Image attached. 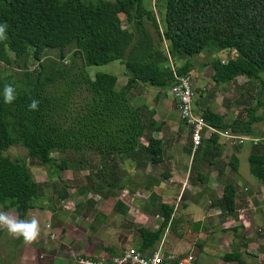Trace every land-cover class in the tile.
I'll list each match as a JSON object with an SVG mask.
<instances>
[{"label":"trees","instance_id":"1","mask_svg":"<svg viewBox=\"0 0 264 264\" xmlns=\"http://www.w3.org/2000/svg\"><path fill=\"white\" fill-rule=\"evenodd\" d=\"M154 7L162 29L144 0H0V23L7 25L6 38L0 40V63H10L7 52L21 62L28 58L39 62L45 49L58 50L64 59V50L71 45L73 57L79 59L67 68L35 76L22 73L18 81L12 77L6 81L15 87L16 99L4 104L0 98V211H13L25 220L40 193L29 162L55 165V170L67 167L66 159H55L53 153L95 154L101 165L97 177L108 179V189L119 188L112 182L115 165L143 170L160 164L161 141L146 136L147 130L157 128L152 112L135 105L129 92L137 82L169 87L174 81L169 57L176 75H184L192 69L188 59L204 50L234 51L236 56L224 63L218 57L206 63L212 69V81L226 84L241 76L250 84L264 85L260 76L264 74V0H163ZM179 59L187 61L178 65ZM112 61L120 62L126 71V83L119 90L116 76L96 72L91 77L86 71L88 66ZM6 83L0 79V87ZM75 97L78 102L71 104ZM33 98L39 103L29 110ZM259 108L262 113L256 114ZM201 116L216 132L254 135V126L264 120V102L245 107L230 121L211 109ZM205 142L202 155L219 151L217 133ZM14 145L23 147L26 154L5 156ZM247 162L250 174L264 186V141L252 145ZM229 165L235 172L238 162L232 159ZM234 197L232 184H224L220 206L233 211ZM159 210L163 218L159 229L136 230L142 252L160 240L172 209L161 204ZM224 259L239 257L232 254Z\"/></svg>","mask_w":264,"mask_h":264},{"label":"crops","instance_id":"2","mask_svg":"<svg viewBox=\"0 0 264 264\" xmlns=\"http://www.w3.org/2000/svg\"><path fill=\"white\" fill-rule=\"evenodd\" d=\"M201 53L190 59L194 113L201 115L211 109L229 121L237 118L246 104L234 97L230 85L239 83L241 76L226 86L214 83L208 61L197 60L203 57ZM233 56L232 51H221L218 58L224 63ZM186 61L179 59L176 64ZM126 78L124 74L121 86ZM170 87L137 82L131 88L130 100L152 112L157 128L147 130L146 136L161 141L162 162L143 170L134 165H115L112 182L119 188H105L108 179L97 177L101 165H67L59 170L55 165L29 166L40 193L25 220L37 221L38 234L29 242L20 239L23 248L19 264H71L65 252L68 248L79 256L102 260L129 247L140 250L136 230L160 228L161 204L171 207L169 220L160 240L143 252L191 253L196 264H264V186L250 174L248 165H241L242 157L247 159L252 145L264 141V135L230 130L260 140L237 143L219 137V151L202 155L208 138L205 132L193 151L190 130L180 118ZM141 142L145 145L146 138ZM232 159L238 162L235 172L229 165ZM224 184H232L235 190L231 212L219 204ZM7 213L15 217L13 211ZM232 254L239 260L224 259ZM38 255L43 258L38 260Z\"/></svg>","mask_w":264,"mask_h":264},{"label":"rangeland","instance_id":"3","mask_svg":"<svg viewBox=\"0 0 264 264\" xmlns=\"http://www.w3.org/2000/svg\"><path fill=\"white\" fill-rule=\"evenodd\" d=\"M84 1L94 2L96 0H84ZM157 3L158 4L163 3V0H144V6L151 7V10L153 11V14L156 16V20L159 26L160 16L158 14L157 8L154 7L156 6ZM119 17L121 19L123 26H126L123 16L120 15ZM148 27L150 26L148 25ZM73 51H74L73 45L69 46L68 48H65L64 59H60L58 50L45 49L43 51L42 58L39 62L34 61L31 58H28L25 62H21L19 60H15V57L12 53L7 52L10 59V63L6 65L0 63V79L2 80V82L6 83L9 77H12L14 82L20 79L22 73H27L28 75L35 76L40 71L43 73H47L50 70L56 69L57 67L60 66L62 68H67L73 62L79 63V59L73 57ZM232 52L236 56L235 52L234 51ZM201 54L203 57L197 59L199 62L203 60L209 61L210 59L218 57L219 51L213 50L211 53L204 50ZM228 55L232 56V53ZM195 57L196 56H194V59ZM190 59H188V61H190ZM40 65L42 66V70ZM86 71L91 77L96 72L107 73L116 76L117 90H119L121 84H123L124 74L126 72L123 65L120 64V62L118 61H112L108 64L100 65V66H88L86 68ZM260 76L264 81V74H260ZM238 81L239 83L232 82V84L230 85V89L234 94V97H237L239 102L245 101L246 104L245 107H252L257 104V101L264 102V85L258 84L256 82L250 84L244 77L239 78ZM228 84L229 83L220 84V85L226 86ZM224 89H225L224 87L223 89H221L222 93H224L225 91ZM78 99L79 97H75L71 101V104L78 102ZM261 113H262V108L256 110V114H261ZM254 128L256 131L255 133L257 135H264V120L260 123H257ZM25 154H26V150L19 145L11 146L4 152V155L9 156L10 158L23 157ZM52 156L58 160L66 159L68 165H98L99 164V158L95 154L93 156L92 155L76 156L73 153L68 152L66 154L53 153ZM30 165H32L31 162H29V166ZM241 165L245 167H247L248 165L245 155L241 159ZM140 175L143 178L144 173L141 172ZM44 233H46V231H44ZM22 248L23 246L19 237L13 236L9 234L6 230L0 228V264H19V257Z\"/></svg>","mask_w":264,"mask_h":264},{"label":"built area","instance_id":"4","mask_svg":"<svg viewBox=\"0 0 264 264\" xmlns=\"http://www.w3.org/2000/svg\"><path fill=\"white\" fill-rule=\"evenodd\" d=\"M169 67L173 72L174 81L171 84L170 92L172 97L177 102V110L183 123L190 130L191 149L194 151L201 143L202 136L207 132V136L211 133H217L223 139L235 140L234 142H241L249 140L257 142L260 139L251 138L247 136L236 135L230 130L216 132L210 127L202 118L201 115L195 114L193 111L194 92L191 86V74L176 75L173 70L172 60L168 59ZM71 258V264H196V259L191 253L182 255H173L163 253L160 250L146 253L129 247L115 255L108 260L93 259L77 255L72 249L68 248L65 251ZM38 260L43 258V255L37 256Z\"/></svg>","mask_w":264,"mask_h":264},{"label":"clouds","instance_id":"5","mask_svg":"<svg viewBox=\"0 0 264 264\" xmlns=\"http://www.w3.org/2000/svg\"><path fill=\"white\" fill-rule=\"evenodd\" d=\"M6 28V24L0 23V40L6 38ZM0 98H2L4 104H10L16 99V91L13 84L6 83L0 87ZM38 103L39 101L37 99H31L28 103V109L35 110ZM0 228L6 230L13 236L19 237L25 242L35 239L38 234V225L34 218L24 220L9 215L5 211H0Z\"/></svg>","mask_w":264,"mask_h":264}]
</instances>
